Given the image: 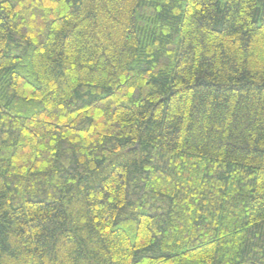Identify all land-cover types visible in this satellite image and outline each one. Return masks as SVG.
Here are the masks:
<instances>
[{"label":"trees","instance_id":"obj_1","mask_svg":"<svg viewBox=\"0 0 264 264\" xmlns=\"http://www.w3.org/2000/svg\"><path fill=\"white\" fill-rule=\"evenodd\" d=\"M0 264H264V0H0Z\"/></svg>","mask_w":264,"mask_h":264}]
</instances>
